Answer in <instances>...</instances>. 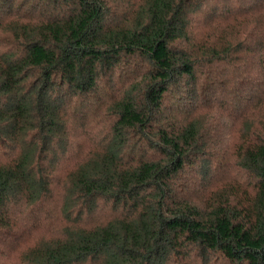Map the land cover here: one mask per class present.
Masks as SVG:
<instances>
[{
	"label": "trees",
	"instance_id": "trees-1",
	"mask_svg": "<svg viewBox=\"0 0 264 264\" xmlns=\"http://www.w3.org/2000/svg\"><path fill=\"white\" fill-rule=\"evenodd\" d=\"M0 264H264V0H0Z\"/></svg>",
	"mask_w": 264,
	"mask_h": 264
}]
</instances>
